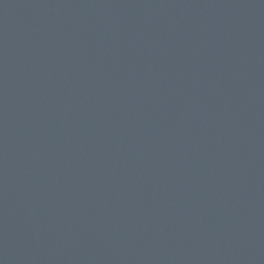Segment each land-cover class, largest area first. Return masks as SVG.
I'll list each match as a JSON object with an SVG mask.
<instances>
[{
    "label": "water",
    "instance_id": "95a60500",
    "mask_svg": "<svg viewBox=\"0 0 264 264\" xmlns=\"http://www.w3.org/2000/svg\"><path fill=\"white\" fill-rule=\"evenodd\" d=\"M0 264H264V0H0Z\"/></svg>",
    "mask_w": 264,
    "mask_h": 264
}]
</instances>
